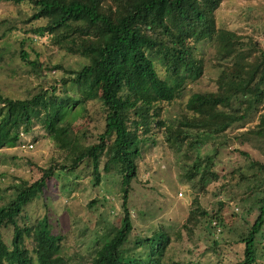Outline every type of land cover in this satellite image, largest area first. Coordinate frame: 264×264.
I'll list each match as a JSON object with an SVG mask.
<instances>
[{"label":"trees","instance_id":"16d2710c","mask_svg":"<svg viewBox=\"0 0 264 264\" xmlns=\"http://www.w3.org/2000/svg\"><path fill=\"white\" fill-rule=\"evenodd\" d=\"M0 1L28 2L33 13L27 21L45 20L26 30L27 36L18 42L19 56L36 72L40 87L24 98L0 89V149L19 146L21 133L27 134L38 120L48 136L62 144L66 157L61 163L53 160L47 167L37 166L40 176L31 182L20 181L13 198L0 203V264H70L62 252L61 233L52 229L46 216L35 223L25 222L24 210L58 173L75 177L83 173L93 185L99 184L101 156H105L104 171L117 168L120 172L123 214L119 224L109 226L103 219L106 228L97 240L100 245L92 257L77 264H202L196 255L188 260L167 258L170 235L163 224L137 229L126 204L128 190L137 176L142 147L154 139L155 129L164 131L172 149L186 143L185 157L189 158V150L196 146V141L189 140L190 132L223 136L264 104V44L253 36L217 26L215 14L223 0ZM45 32L53 47L76 57L77 65L65 67L42 59L39 52L29 58L24 43L33 44ZM30 33L34 35L29 37ZM205 43L214 48L210 58L218 69L216 89L192 92L177 118L162 119L164 103L179 97L187 82L202 75L205 59L197 52ZM156 62L164 68L165 77L158 73ZM58 69L62 70L60 78L44 88ZM88 100L99 103L104 117L96 126L88 116L85 126L77 128L82 103ZM256 126L245 132L264 138V113L259 114ZM236 150L246 159L245 165L219 175L216 165L220 160L214 150L196 158L184 177L197 178L203 193L207 182L220 177L226 180L222 189L227 184L247 183L249 193L237 200H252L240 213L229 212L231 220L242 218L246 227L238 234L242 254L237 262L262 264L264 160L246 149ZM95 203L93 199L88 204ZM214 204L207 210L194 196L186 229L191 231L201 222L211 225L214 220L215 227L224 226L227 204L218 197ZM253 208L257 213L249 222L246 216ZM10 226L12 238L7 244L2 229ZM27 238L32 248L26 246ZM218 244L214 239L211 250L221 254ZM77 258L76 254L74 260Z\"/></svg>","mask_w":264,"mask_h":264},{"label":"rangeland","instance_id":"374dc122","mask_svg":"<svg viewBox=\"0 0 264 264\" xmlns=\"http://www.w3.org/2000/svg\"><path fill=\"white\" fill-rule=\"evenodd\" d=\"M33 13L28 2L13 3L0 1V89L5 94L24 98L35 93L41 85L36 72L21 60L18 42L27 36L26 30L41 25L43 19L29 20ZM218 27H226L241 35H250L264 44V0H223L216 10ZM27 21V22H26ZM34 34H28L32 37ZM32 38H30L31 40ZM33 44L24 43L23 49L29 58L39 52L42 59H51L65 67L77 65L76 57L66 56L61 50L50 44V35L44 33ZM29 41V39H28ZM33 45V46H32ZM197 54L205 59L202 75L195 81L187 82L179 97L170 103H164L162 119L171 120L179 116L188 96L194 91L215 90V78L218 69L211 59L214 54L210 43L201 45ZM211 57V58H210ZM158 73L165 77L163 67L156 62ZM62 70H55L44 84V88L60 78ZM264 113V104H260L256 112L239 125L231 127L223 136L190 132L189 140L196 141V146L189 150V158L185 157L186 143L172 149L165 141L162 129L154 132V139L148 140L142 147L137 159V176L130 184L126 204L129 208L133 225L147 229L148 226L163 224L169 231L170 242L166 249L168 259L188 260L195 255L202 264H238L242 254V244L238 234L245 229L244 219L231 220V210L240 213L253 197L245 202L237 198L249 193L247 183L226 185L220 177L216 181L207 182L203 193L199 190L196 179L187 180L184 172L196 158H204L218 151L220 162L216 165L219 175L243 166L246 159L236 150L246 149L250 155L264 160V138L252 137L245 131L256 128L259 114ZM94 120L91 125H100L104 114L98 102L88 100L82 103V110L76 120V127H84L87 117ZM29 141L31 147H5L0 149V203L9 202L15 195L20 181H33L40 176L37 166L47 167L51 161H65L62 144L48 136L42 124L34 120L31 130L21 136V141ZM105 156H101V180L93 185L90 177L58 173L51 179L43 193L29 203L24 210L27 219L35 223L37 218L46 216L52 229L62 235V252L70 259V264H77L80 259L92 257L94 250L100 245L97 241L106 228V223L119 224L123 214V193L120 189V172L112 168L103 170ZM114 167V166H112ZM220 190V191H219ZM219 195L217 196V192ZM194 196L202 207L209 210L215 206L216 198L227 204L224 208L225 224L214 226L216 220L197 223L192 230L185 227ZM234 198V199H233ZM96 200L89 206L91 200ZM255 208L246 216L251 222L256 216ZM105 227V228H104ZM4 241L9 244L12 238V227L2 229ZM261 243L264 252V231L261 232ZM218 241L221 254L212 248L213 240ZM26 246L32 248V241L27 238ZM76 254L80 257L75 259ZM83 256V257H82ZM264 263V257L260 259Z\"/></svg>","mask_w":264,"mask_h":264},{"label":"built area","instance_id":"2783aa9c","mask_svg":"<svg viewBox=\"0 0 264 264\" xmlns=\"http://www.w3.org/2000/svg\"><path fill=\"white\" fill-rule=\"evenodd\" d=\"M21 136H24L22 133H21ZM31 143H29V141L25 140V141H22L19 145V147H22V148H28V147H31Z\"/></svg>","mask_w":264,"mask_h":264}]
</instances>
